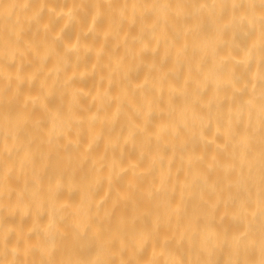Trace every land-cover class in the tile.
Listing matches in <instances>:
<instances>
[{
  "label": "bare ground",
  "instance_id": "1",
  "mask_svg": "<svg viewBox=\"0 0 264 264\" xmlns=\"http://www.w3.org/2000/svg\"><path fill=\"white\" fill-rule=\"evenodd\" d=\"M262 261V0H0V264Z\"/></svg>",
  "mask_w": 264,
  "mask_h": 264
},
{
  "label": "clouds",
  "instance_id": "2",
  "mask_svg": "<svg viewBox=\"0 0 264 264\" xmlns=\"http://www.w3.org/2000/svg\"><path fill=\"white\" fill-rule=\"evenodd\" d=\"M262 2H264V0H262ZM48 240H49V244L53 243L54 237L51 233H49L48 235ZM261 264H264V261H262Z\"/></svg>",
  "mask_w": 264,
  "mask_h": 264
}]
</instances>
